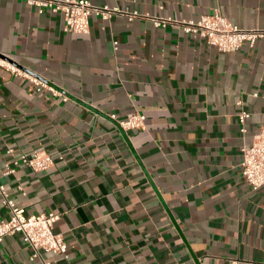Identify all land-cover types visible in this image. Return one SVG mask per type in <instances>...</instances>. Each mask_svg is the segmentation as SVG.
Listing matches in <instances>:
<instances>
[{"label": "crops", "instance_id": "obj_1", "mask_svg": "<svg viewBox=\"0 0 264 264\" xmlns=\"http://www.w3.org/2000/svg\"><path fill=\"white\" fill-rule=\"evenodd\" d=\"M86 1L178 21L218 8L238 28H264V0ZM64 28L61 15L0 0V58L66 99L0 67V186L27 216L60 215L69 248L34 257L17 234L0 264H264V188L242 173L264 115V38L225 54L147 20ZM131 114L144 128L122 127ZM37 151L55 166L4 175ZM2 202L0 221L11 216Z\"/></svg>", "mask_w": 264, "mask_h": 264}, {"label": "built area", "instance_id": "obj_2", "mask_svg": "<svg viewBox=\"0 0 264 264\" xmlns=\"http://www.w3.org/2000/svg\"><path fill=\"white\" fill-rule=\"evenodd\" d=\"M25 3L36 8L40 14L46 10L53 14L61 15L65 23V32L74 34H89L90 20L98 17L103 21H109L116 17H124L130 22L135 20H147L157 28H166L169 25L179 26L187 35L200 36L208 45L218 51L231 54L239 51L245 44L254 48L260 39L264 38L263 29H241L234 25L222 12L216 8L212 14L204 15L199 20H173L172 18H157L138 11L121 10L109 6H97L86 0H24ZM116 49L118 44H114ZM0 67L5 68L16 76L23 77L43 89L49 90L56 96L66 100L61 94L49 87L41 79L29 72L20 70L11 63L0 58ZM241 105V103H239ZM250 118L248 112L239 115L242 126L241 132L246 133L245 124ZM146 117L141 114H131L121 125L125 130H139L144 128ZM9 155L14 156L13 149L8 150ZM243 176L253 191L264 188V115L260 126V132L255 138L254 144L242 150ZM55 166L53 156L45 152H34L31 155L21 154L5 164V176L13 175L18 169L28 168L35 173L46 172ZM3 198V206L10 212V218L0 221V244L9 236L21 234L24 241L38 257L40 251L67 258L68 244L63 235L54 232L55 224L61 216L48 213L27 216L23 208L18 207L15 201L7 194L6 189L0 186ZM44 264H52L45 262ZM232 264H241L233 261Z\"/></svg>", "mask_w": 264, "mask_h": 264}]
</instances>
